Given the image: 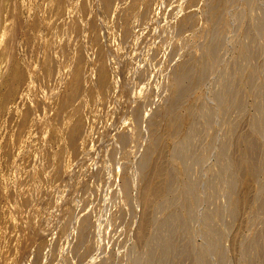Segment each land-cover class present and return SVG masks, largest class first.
Masks as SVG:
<instances>
[{
    "label": "rangeland",
    "instance_id": "obj_1",
    "mask_svg": "<svg viewBox=\"0 0 264 264\" xmlns=\"http://www.w3.org/2000/svg\"><path fill=\"white\" fill-rule=\"evenodd\" d=\"M15 1L26 81H3L0 51V264H264V0ZM24 107L33 130L7 157Z\"/></svg>",
    "mask_w": 264,
    "mask_h": 264
},
{
    "label": "bare ground",
    "instance_id": "obj_2",
    "mask_svg": "<svg viewBox=\"0 0 264 264\" xmlns=\"http://www.w3.org/2000/svg\"><path fill=\"white\" fill-rule=\"evenodd\" d=\"M115 1H118V0H104L106 6H111ZM57 2L60 4V2H62V0H57ZM20 23H21V21H20V17H19V8H18L16 1L15 0H0V51H2V53L5 56L4 67L1 71L2 72V78H3L4 82H7L8 80L13 79V78L17 79V81L21 84V86H24V83L26 81V73L20 67L19 62L16 59L15 51H14L15 41L18 39L17 36L21 30V24ZM119 23H120V26L124 29V31L127 32L128 28H126V27L128 26L127 25L128 20H127L126 15L122 14L120 16ZM23 26H24V23H23ZM30 53L31 52H29V54ZM44 63L47 65V67H50V65H51L50 58L45 57ZM53 69H54V67H53ZM81 78H82V75H81V71H80V68L78 65V67L76 68L75 73H74V78H73L74 83L71 86V91L69 94L70 97L75 95L76 92L78 91V89L81 87ZM11 82H12V80H11ZM100 83H101V87L103 89L109 85L110 81H109V78H108L106 73H103L100 76ZM11 93L12 92L3 93L2 103L0 105V111L3 110L5 107H7L6 105L9 101V99L11 98ZM21 94L22 93H20V95ZM69 104L70 103H68V101H66V100L59 101L58 102L59 110L62 113L68 112L70 109ZM174 118L175 119L167 121L166 126L162 129V132L164 133V135L177 137L180 134L181 123L185 122V120H187V119L180 117L179 115H177ZM159 128L156 129L155 142L158 141V139L162 133L161 131H159ZM32 130H33L32 113L30 112V110L27 107H24V108H22L21 120L18 122L17 125L14 126L12 132L10 133V135L8 137V143H7V147L5 149V156L8 157L12 153H14L16 150H18L22 146V144L26 141L28 134L30 132H32ZM81 132H82L81 121L80 120L73 121L72 125L67 130V134H66L67 143L65 145H62L56 153L58 157H62L69 150L75 151L76 140H77V137L81 134ZM155 146H156V143H155ZM53 154H55V153L48 152V158L52 159ZM151 195L153 196V194H151ZM88 229H89V224L87 221H85L83 223V227H82L83 238L86 237ZM10 255H11V253H10Z\"/></svg>",
    "mask_w": 264,
    "mask_h": 264
}]
</instances>
